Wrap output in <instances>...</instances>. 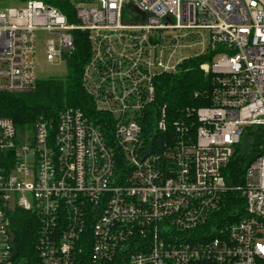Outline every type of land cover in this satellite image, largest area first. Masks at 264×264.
Segmentation results:
<instances>
[{
    "label": "built area",
    "instance_id": "obj_1",
    "mask_svg": "<svg viewBox=\"0 0 264 264\" xmlns=\"http://www.w3.org/2000/svg\"><path fill=\"white\" fill-rule=\"evenodd\" d=\"M74 1L77 23L0 0V95L36 89L37 32L54 64L86 32L82 86L108 117L69 106L22 131L0 112V264H264V145L241 184L225 174L264 130V0ZM202 56L211 104L171 122L158 79ZM17 210L36 257L13 256Z\"/></svg>",
    "mask_w": 264,
    "mask_h": 264
},
{
    "label": "trees",
    "instance_id": "obj_2",
    "mask_svg": "<svg viewBox=\"0 0 264 264\" xmlns=\"http://www.w3.org/2000/svg\"><path fill=\"white\" fill-rule=\"evenodd\" d=\"M3 3L6 0H1ZM28 0H18L26 2ZM59 9L70 23H77L75 1L40 0ZM76 50L69 58V75L61 79L38 81L36 89L30 93L0 95V112L4 117L13 120L22 131L31 128L40 117L57 123L60 112L69 106L79 107L92 119L100 122L107 116L97 113L92 99L82 86V72L91 54V44L86 32H74ZM208 60L202 56L185 62L179 72L163 75L158 79L157 103L168 106L169 120L179 118L188 107L209 106V92L212 88L210 76L200 69ZM240 144L225 174L229 185L243 182L249 165L261 154L264 145V130L252 131ZM21 258L36 257V226L29 213L17 210L12 221Z\"/></svg>",
    "mask_w": 264,
    "mask_h": 264
},
{
    "label": "rangeland",
    "instance_id": "obj_3",
    "mask_svg": "<svg viewBox=\"0 0 264 264\" xmlns=\"http://www.w3.org/2000/svg\"><path fill=\"white\" fill-rule=\"evenodd\" d=\"M74 2V0H71ZM4 5L13 7L18 5V0H6ZM49 38L45 32L39 31L36 35V73L39 81L66 78L69 75L68 63L64 60L54 64L47 59V45Z\"/></svg>",
    "mask_w": 264,
    "mask_h": 264
},
{
    "label": "water",
    "instance_id": "obj_4",
    "mask_svg": "<svg viewBox=\"0 0 264 264\" xmlns=\"http://www.w3.org/2000/svg\"><path fill=\"white\" fill-rule=\"evenodd\" d=\"M14 250H15V252H14L13 256H16L18 254V247L15 243H14Z\"/></svg>",
    "mask_w": 264,
    "mask_h": 264
}]
</instances>
